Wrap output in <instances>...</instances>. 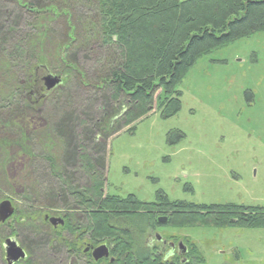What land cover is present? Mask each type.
Wrapping results in <instances>:
<instances>
[{
    "label": "trees",
    "instance_id": "obj_1",
    "mask_svg": "<svg viewBox=\"0 0 264 264\" xmlns=\"http://www.w3.org/2000/svg\"><path fill=\"white\" fill-rule=\"evenodd\" d=\"M16 7L27 13L35 12L32 21L21 26L12 20L6 26V10ZM82 8L90 10L91 15L80 20L75 13ZM0 19V125L7 123L9 132H19L18 143H12L13 133L9 136L0 132V148L9 151V146L17 145L20 154L31 158L35 138L40 140L42 152L52 150L53 138L59 141L61 151L64 142L69 146L74 139L76 144L74 160L68 163L72 168L69 174L61 169L63 152L56 156L43 155L50 177L60 190H48L44 186L39 192L35 186L31 193L27 190L22 194L16 228L23 234L27 227L42 223L38 216L44 208L39 199L45 202L47 198L48 203L62 200L86 209L87 224L85 218L81 217L82 221L75 218V227L67 225V229L75 233L79 225L87 229L86 234L89 233L92 240L100 242L106 233L119 237L121 233H116L119 227L123 228V236L128 232L125 228L147 227L153 223L157 208L134 194L122 197L104 193V166L88 152L90 145L84 142L86 133L90 136L92 133L91 139L96 143L99 136L110 132V118L116 116L121 117L128 130H133L136 122L155 107H159L165 118L175 115L182 105L178 84L200 57L217 47L264 31V0H0ZM55 23L62 24L64 29L62 41L56 40ZM74 35L78 40L72 42ZM76 50L92 54L97 64L98 82L89 80L85 67L68 61H72ZM39 69L42 75L52 71L62 78L51 99V92L40 91ZM98 85L104 90L106 104L115 116L108 113L102 119V111L97 115L95 100L92 112L97 117L84 112L81 100L90 93L88 87L95 88L94 93H97ZM47 104L53 106L45 111ZM35 106L36 111L43 110L48 124L30 141L25 125L14 118L20 112H34ZM3 111L4 116H10L8 121L1 119ZM71 114L75 115V120L70 138L60 124ZM24 122L22 120V124ZM52 132H57L61 139ZM100 158L103 159L102 155ZM2 161L0 153V163ZM78 172H85L89 185L73 184ZM161 195L167 197L165 193ZM174 203L170 202V206L175 207L173 225L264 227V206L183 203L179 207ZM43 225L37 229V234L48 244L49 250L59 249L63 257L61 232L45 231ZM119 250L123 264H161L148 255L140 252L137 255L128 242H121ZM202 263L205 264L203 256Z\"/></svg>",
    "mask_w": 264,
    "mask_h": 264
},
{
    "label": "rangeland",
    "instance_id": "obj_2",
    "mask_svg": "<svg viewBox=\"0 0 264 264\" xmlns=\"http://www.w3.org/2000/svg\"><path fill=\"white\" fill-rule=\"evenodd\" d=\"M6 14V26L12 20L23 26L32 21L35 12L27 13L16 7L12 10L8 8ZM89 15L91 12L86 8L75 13L80 20ZM1 23L2 19L0 25ZM54 29L56 40H64L62 24L55 23ZM76 40L78 38L74 35L72 42ZM74 53L72 61H68L85 67L87 77L95 82L98 75L95 69L97 64L94 63L92 54L85 50H76ZM38 71L41 77L42 70ZM48 72L60 76L52 71ZM99 86L97 93H94L95 88L88 87L90 95L86 94L84 100H81L82 104L84 102V112L93 117L92 104L95 100L97 115L102 111V119L108 113L115 116L106 104L104 90ZM57 87L59 86L49 91L50 99ZM178 89L182 92V105L169 118L163 117L159 107H155L148 116L136 122L133 130H128L121 117L116 116L110 118V132L99 136L96 143L91 139L92 133L91 136L86 133L84 142L90 145L88 152L93 160H98L100 166H104V193L122 197L134 194L145 202L155 200L157 192L162 191L171 200L193 205L223 206L228 203H217L228 200L240 205L264 206V31L217 47L200 57L184 74ZM15 106L17 108L16 104ZM52 106L45 105V111ZM34 108V112H20L14 118L25 125L30 141L34 140L35 134H41L48 124L43 110L40 112L36 111V106ZM1 117L4 121L10 119L8 114L4 116V111ZM99 118L101 117L98 116ZM22 120L25 121L24 124ZM74 120L75 115L71 114L63 118V123L60 124L67 132V137L71 136ZM92 123H89L91 129ZM2 125L7 128H2ZM9 129L7 123L0 125V132L8 135L13 133L12 143H18L16 140L19 132H9ZM52 135H58L57 139L59 138L57 132H52ZM23 139L27 142L26 137ZM52 142V150L42 152L40 140L35 138L31 158L20 154L17 145L9 146V151L0 148L3 155L0 163V179H3L0 183V203L6 199L11 200L17 209L20 196L27 190L31 193L35 186L39 192L44 186L48 190H60V187H56L57 184L54 185V178L50 177V168L43 155L56 156L63 152L61 169L69 174L68 171L72 168L68 163L74 160L76 144L74 139L69 146H65L64 142V149L61 151L59 141L53 138ZM101 155L103 159L100 158ZM64 177L65 175L63 180ZM73 184L77 187L89 185L85 172H78ZM236 195L242 198H237ZM47 201V198L45 202L43 198L39 199L44 209L75 206L62 200H53V203ZM45 211L51 215L57 213L55 210ZM15 221L17 222V218ZM15 221L12 223L16 225ZM84 222L87 224L86 219ZM41 225V222H37L35 227L23 230V234L18 229L16 231L26 245L33 246L43 259L59 261L62 258L60 250H49L48 244L37 234ZM42 227L45 231H50L46 224ZM176 227H180L176 228L180 234H186L197 243L205 264H264V227H216L201 224H177Z\"/></svg>",
    "mask_w": 264,
    "mask_h": 264
},
{
    "label": "flooded vegetation",
    "instance_id": "obj_3",
    "mask_svg": "<svg viewBox=\"0 0 264 264\" xmlns=\"http://www.w3.org/2000/svg\"><path fill=\"white\" fill-rule=\"evenodd\" d=\"M45 73L41 77L40 91H46L43 77L48 75ZM162 191H158L155 200L145 201L151 203L156 207L155 217L153 223H149L147 227L139 228H125L128 232L123 233L122 227L116 228V233H121L119 237H113L111 233L102 235V241L92 240L89 233L86 234L84 227L77 225L76 232L67 229L68 226L75 227V218L77 220L81 217L87 221L85 207L74 206L73 208L62 207L58 209H50L57 211L56 214L51 215L45 210L41 214V221L43 224L49 226V229L55 234L61 232L59 241L64 244V256L59 260L43 259L38 251L33 246L28 247L26 243L20 238V234L16 231L17 209L14 206V213L5 221L0 222V263L3 264H46V263H66V264H123L121 262L120 250L121 242H128L133 245L134 253L145 254L147 257L159 260L161 264H203L202 254L198 248L197 243L193 242L186 234H180L173 225L172 218L175 214V207L170 206V202L183 204L179 200H171L169 196L161 195ZM107 194V193H105ZM237 198H242L236 195ZM8 200V199H6ZM11 201V200H10ZM12 202V201H11ZM234 203V201H225L217 204ZM193 204V203H192ZM214 204V203H213ZM240 205V203H239ZM246 206L245 204H241ZM177 206V205H174ZM171 207V208H170ZM177 208V207H176ZM159 210V211H158ZM15 221L16 225L12 223ZM80 223L79 221H76ZM118 229V231H117ZM119 235V234H118ZM117 236V235H116ZM15 241L22 249L23 256L17 260L9 259L8 244ZM102 246V258L96 260L93 256L94 249ZM5 253V255H4ZM83 257V259L81 258Z\"/></svg>",
    "mask_w": 264,
    "mask_h": 264
},
{
    "label": "water",
    "instance_id": "obj_4",
    "mask_svg": "<svg viewBox=\"0 0 264 264\" xmlns=\"http://www.w3.org/2000/svg\"><path fill=\"white\" fill-rule=\"evenodd\" d=\"M61 80L62 79L60 76L53 74H48L43 77L45 88L48 91L59 85L61 83ZM13 213L14 206L10 200H4L0 203V222L5 221L9 217H11ZM8 246L9 259L14 261L24 255L22 249L16 244L15 241H12L10 244H8ZM93 256L96 260L102 258V246L94 249Z\"/></svg>",
    "mask_w": 264,
    "mask_h": 264
}]
</instances>
